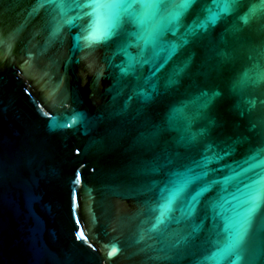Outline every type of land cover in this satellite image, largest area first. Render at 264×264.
I'll use <instances>...</instances> for the list:
<instances>
[{
	"label": "water",
	"instance_id": "95a60500",
	"mask_svg": "<svg viewBox=\"0 0 264 264\" xmlns=\"http://www.w3.org/2000/svg\"><path fill=\"white\" fill-rule=\"evenodd\" d=\"M78 2L0 0V264H264V193L227 249L248 208L237 189L264 172V0H125L92 47L110 13ZM201 155L222 171L160 217L171 173ZM233 172L221 217L204 219L214 185L183 218Z\"/></svg>",
	"mask_w": 264,
	"mask_h": 264
},
{
	"label": "snow or ice",
	"instance_id": "6c2138e0",
	"mask_svg": "<svg viewBox=\"0 0 264 264\" xmlns=\"http://www.w3.org/2000/svg\"><path fill=\"white\" fill-rule=\"evenodd\" d=\"M142 7L145 8H156V3H147L142 4ZM186 5H179V8L183 9ZM75 7L79 9H88L89 11L83 12V15L92 17L94 15H98L101 10H106L110 13L108 23L103 31L99 33L89 34L86 39L88 41L87 47H92L95 44H99L102 41L107 40L114 32L116 27L120 21V14L122 11H127L132 7L131 3H126L125 0H83V2L76 3ZM129 15H132L129 13ZM179 16V12H175L172 15V19H176ZM77 16L74 19H79ZM88 27L84 29V31H88ZM135 42L139 44L143 42V44L147 45L149 43H154L156 39V33H150L145 35L143 33H131L130 34ZM162 67V66H161ZM123 71V70H122ZM159 71V69H157ZM155 75V73L153 74ZM170 83V81H169ZM168 85L166 84L165 87ZM153 88H156V85H153ZM224 155H228V152L225 151ZM178 158V157H177ZM223 159L222 156L216 155L215 157H207L206 155H201L199 160H192L189 163L182 164L181 167L183 171H175L171 173L172 179H170L165 187L161 189V194L164 192H168V196L166 202L160 205V217H164L166 213L170 212L172 202L181 197V194L187 188V186L193 182H199L204 180L206 177L213 175L222 171V169H209L208 165L213 162V160L219 161ZM169 163H172L169 160ZM264 163V162H261ZM259 165H251L250 167H258ZM225 167L231 170V165H225ZM199 169V171H197ZM242 172H247L249 169L245 168L241 170ZM240 175V173L233 172V175L226 176L223 179H210L204 183L203 187H200L198 191L195 192L190 198L186 200V208L184 210V219H189L192 216V213L196 210V206L199 203V197L202 193L207 192L214 185H220V191L217 193V197L208 202L207 207L209 211L212 213L211 215H206L204 217L205 220L215 221L218 217H221V212L218 209L223 207L224 203H229L230 200H238L239 197L235 193L225 194L224 185H226L229 181L233 180L235 176ZM238 192L242 196H245L246 199L243 201L248 205L246 212L239 217L238 226L234 231V234L230 236V241L227 246V249L230 250L235 248L241 244L244 240L245 233L247 231L248 217L252 212L256 210L259 206L261 194L264 193V172L258 174V177L252 181L251 184H246L243 190L237 189ZM155 210V209H154ZM158 222H161L158 218ZM179 222V221H177ZM198 229L194 227L192 229V233H189L188 236L182 237L184 241H190L193 244L195 243L193 238V233H195Z\"/></svg>",
	"mask_w": 264,
	"mask_h": 264
}]
</instances>
